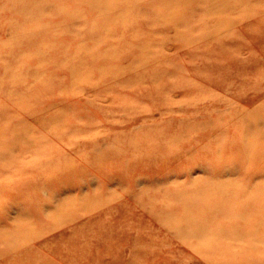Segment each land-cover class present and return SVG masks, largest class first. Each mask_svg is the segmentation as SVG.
Segmentation results:
<instances>
[{
	"label": "rangeland",
	"instance_id": "1",
	"mask_svg": "<svg viewBox=\"0 0 264 264\" xmlns=\"http://www.w3.org/2000/svg\"><path fill=\"white\" fill-rule=\"evenodd\" d=\"M0 264H264V0H0Z\"/></svg>",
	"mask_w": 264,
	"mask_h": 264
}]
</instances>
